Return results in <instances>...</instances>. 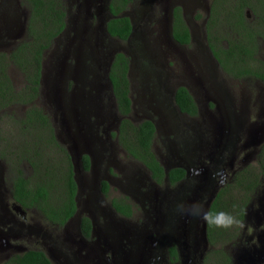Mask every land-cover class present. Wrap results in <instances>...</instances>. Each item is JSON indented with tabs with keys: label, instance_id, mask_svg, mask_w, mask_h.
<instances>
[{
	"label": "rangeland",
	"instance_id": "obj_1",
	"mask_svg": "<svg viewBox=\"0 0 264 264\" xmlns=\"http://www.w3.org/2000/svg\"><path fill=\"white\" fill-rule=\"evenodd\" d=\"M172 1L175 3L176 0H138L137 3L129 6L127 12L131 15L134 13L137 25V33L130 43L107 37L103 33L101 23L98 25L100 29H88L87 44L90 45L86 44L81 50L79 53L81 56H78L79 61L72 57L73 49L68 43L73 35L72 32L64 33L62 38H58L55 45L44 55L43 81L36 104L55 123V133L58 139L65 147L69 146L72 149L71 144L66 143L70 139L63 129L65 122L63 119L67 113L63 112L62 115L61 110L55 107L56 102L63 104L66 101L64 104L67 105V111L80 112L83 115L81 119L89 121V124H86L90 128L92 137L88 140V144L94 143L93 147L97 149L91 178L95 181L101 179V181L95 184L90 183L88 188L93 190V197L103 207L101 211L96 209L97 214L102 212L99 220L96 217L99 229L102 232L106 231L104 217L112 214L109 208V200L112 198L128 195L134 207V214L130 218L118 215L110 218L108 222L118 224L115 229V245L111 239H107L108 245H105L104 240H101L100 244L92 243L100 259L88 256L85 259L86 264H114L112 263V252L115 254V264L122 263L119 258L127 261V264H170L167 263L169 247L173 245L179 248H177L179 258L180 262L183 259V264H203V252L206 253L212 247L209 242L204 243L202 237L199 238L197 246H194L191 242L193 234L186 236L181 233L182 228L174 223V218L181 214L176 210L177 205L182 201L187 203L185 198H188L191 193L197 194L199 188L197 186L204 185L205 177L214 178V174L210 171L217 173L221 168H226L224 172L228 176L232 167L237 168L240 165L254 163L257 148L260 149L259 147L264 143V107H259L256 102L259 94L264 92V85L255 78L236 79L224 73L218 68L206 48L204 33L206 27L203 25L204 21L206 23V7L204 6L208 7L210 0L188 1L186 17L192 30L193 42L186 46H179L170 35L171 19L168 15V8ZM2 6L4 7L3 13L0 12V52H7L14 48L16 40H20L25 35L23 17L27 11L20 0H2L0 9ZM232 8L233 6L229 9L225 8V12L229 11L231 15ZM246 10V8L243 9V15ZM223 17V21L219 20L215 25L217 31L214 26L212 30L213 37H218L217 43L219 44L217 45L219 46H226L228 40L232 41L239 37L234 29L235 24L229 25L232 22L231 19L227 22L225 15ZM248 18H252L251 13ZM16 21H18V26L12 27L11 24ZM102 40L125 53L131 60L130 85L132 98L135 101L133 109V117L137 118L135 122L148 117L140 95V88L146 84L145 74H148L150 82L154 83L156 71L167 70L170 75V82L167 86L171 92L177 85L190 84L191 88L188 87V89L199 104L198 116L193 118L181 116L171 100L170 115L175 114L176 116L173 122L169 120V116L160 121L157 125L159 132L153 143L154 154L164 167L184 165L193 168V174L188 183L171 187L165 180L159 185L152 181L148 182V172L138 162L135 164V169L138 170L139 176L135 178L134 184L127 183L126 178L121 175V172L127 175L126 166H131L132 160L125 156L116 139L113 137L106 139L110 133H116L115 122L110 124L108 134L99 122V120H104L105 124L110 123L112 121L110 117L105 120L107 112L113 114V119L116 113L106 78L109 57L98 56L99 45L103 44ZM97 41L99 44H95ZM91 49L95 54L94 58L87 57ZM78 63L80 72L76 76L70 72L68 75L60 74L59 70L63 67L72 69ZM151 70L155 73L153 74ZM11 76L15 87L19 90L23 88L22 72L12 67ZM99 88L103 90L97 98L95 92ZM54 93L56 100H54ZM28 107L20 104L9 107L4 112L0 111V158L3 163L5 161L8 163L7 159L11 153L15 152L14 148L21 150L26 144V138L35 135L34 132L23 134L20 131V128H23L22 122L26 118ZM95 122H99L100 129L97 132ZM218 130L232 134L229 136L231 147L227 144L224 149H221L224 152V158H221L220 162H215L214 153L219 150L217 137L224 136ZM44 143L38 146L42 147ZM192 147L195 150L193 155L191 154ZM67 151L69 152L68 149ZM47 153L52 156V151ZM229 154L231 158L226 159ZM12 157L15 158L14 155ZM80 165L78 162L77 179L83 184V192V186L86 188L81 197L87 198L90 192L87 188L89 183H83L81 173L84 172H79ZM115 165H118L120 170L115 169ZM107 167L113 176L111 182L104 172ZM197 168H201L208 174H204L205 177L199 175L200 178H194ZM233 176L225 181L224 186L232 181ZM103 180L109 185L108 195L103 193ZM11 182L10 170L6 172L4 168L3 174H0V198L6 200L3 201L0 217L11 210L15 216L20 218L18 211L22 209L10 199ZM87 214L86 210H81V215ZM23 215H26L30 222L33 219L43 227H52L45 223V220L42 221L41 214L35 210L23 209ZM185 228H189L188 225H185ZM238 228H240L238 238L233 243L224 244L223 250L225 249L231 255L235 264H250L249 259L244 258L245 255L257 257L258 264H264V177L261 179L259 189L253 194L244 221L239 224ZM48 231L50 232L46 233L36 228H26L23 233H13L10 237L7 235V229L0 227V264L11 255L29 248L43 249L54 264H70L68 260L70 255L67 256L66 250L68 245L66 230L55 228V230L48 229ZM123 231L125 232L124 237L118 238L117 233ZM103 236H105L104 233ZM221 246L222 244H218L214 248Z\"/></svg>",
	"mask_w": 264,
	"mask_h": 264
},
{
	"label": "trees",
	"instance_id": "obj_2",
	"mask_svg": "<svg viewBox=\"0 0 264 264\" xmlns=\"http://www.w3.org/2000/svg\"><path fill=\"white\" fill-rule=\"evenodd\" d=\"M20 2L29 12L27 34L17 41L11 51L0 52V111L4 112L9 107L20 104L29 106L26 110V118L22 122L25 131L23 132V128H20V131L23 134L34 132L35 135L26 138V144L21 150L14 148L15 152L7 159L13 184L12 195L22 207L36 209L48 222L63 226L77 212L75 199L78 185L74 177L73 161L67 147L59 142L50 116L37 106L36 100L40 95L43 81L44 55L55 45L58 38L63 36L67 4L66 0H20ZM131 2L132 0H113L112 14L119 16L128 9ZM247 7L258 12L257 4L253 0L237 1L235 12L231 14L230 19H233L231 21H234L237 14L235 19L237 24L247 27L249 22H246L247 19L243 15V9ZM215 19L212 12L208 20V32ZM172 29L177 42L190 43L189 29L179 8L174 10ZM107 31L111 36L127 42L132 32L131 21L126 16H119L108 22ZM244 31L246 33L242 31L241 36L248 41L238 38L228 40V46H219L211 42L209 33L210 47L226 74L236 79L248 76H259L264 79V74H260L256 66L259 59L255 57L258 49L255 27L249 23V27ZM130 64L129 56L119 52L115 55L109 71V80L112 83V92L116 97L119 113L125 117L120 124L119 144L129 156L149 169L158 183H163L166 170L153 151L155 124L147 120L136 125L127 118L132 111V101L129 96ZM12 67L22 72L24 84L20 90L13 83ZM175 101L182 112L191 116L198 115V107L186 88L177 89ZM43 143L44 146H38ZM49 151H52V156L47 153ZM84 162L88 169L89 158L85 157ZM185 173L182 167L173 168L168 174V180L176 184L185 177ZM262 177H264V144L256 162L239 169L232 181L219 190L209 211L228 213L236 217L239 224L242 223L245 219L246 207L254 192L259 189ZM102 189L103 193L108 195L107 182L102 183ZM111 203L121 215L131 217L134 214L133 205L127 202L126 198H112ZM82 223L84 233L89 236L90 219L83 217ZM239 224L231 228H217L207 224V239L210 246L215 247L218 244L222 246L210 248L203 264H235L232 257L225 249L223 250V246L233 243L238 238ZM169 255L173 257V263L181 264L176 245L170 248ZM2 264L53 263L43 251L31 249L23 254H14Z\"/></svg>",
	"mask_w": 264,
	"mask_h": 264
},
{
	"label": "flooded vegetation",
	"instance_id": "obj_3",
	"mask_svg": "<svg viewBox=\"0 0 264 264\" xmlns=\"http://www.w3.org/2000/svg\"><path fill=\"white\" fill-rule=\"evenodd\" d=\"M112 1L113 0H66V4H67L66 5L67 15H66V18H65L66 19L65 20L66 27H65V30H64L62 35H64V33H66V32H68V33L72 32L73 33L71 39L68 40L69 41L68 43L71 44V48L72 49H73L74 46H76L74 44H78L80 42L79 39L74 37L73 29L79 28V27L80 28H87L88 27L89 29H92V28L98 29L99 28L98 25H100L101 23H102V27L104 26V28L107 29V23L109 21H111L112 19L118 18L119 16H126L131 21L132 32H131V35H130L128 41H127L128 43L131 42L132 38L137 33L136 32L137 31V25H136V20L134 19V13L131 15V14H129V12H127L128 10L126 9L119 16L113 15L112 12H111V3H112ZM188 1L189 0H176V1H174L175 3H173V1H172V2H170L169 8H168V15H169V17L171 19V25H170V28H169L170 35H171L172 39L179 46H186V45H189L191 42H193L192 30L189 27V22H188L187 17H186V5H188L187 4ZM231 1L232 0H210L208 7L204 6V8L206 7V9H205L206 10V18H205L206 19V23L204 21V24H203L204 27H206L205 32H204L205 33L206 48L208 50V53L212 57V59L215 61V63L218 66V68H220L221 70H222V68L220 67L219 61L217 60L216 57H214L215 56L214 52L212 51V49L210 47L209 33H210V37H211V42H214V44H219V43H217L218 37H216L217 40H214L216 38H214L213 35H212L213 26H214V29L217 31V27L215 25L217 24V22L219 20L223 21V18H224L223 16L224 15H225V21L230 20L231 15H229V11L225 12V8L229 9L231 6H233L232 14L235 12V9H234L235 2L232 1L233 2V4H232ZM253 1L257 4L258 12L256 13L253 10H251L250 7H247L246 8L247 10L245 12V17L247 19L246 22H249L252 26L255 27V30H256V44L258 45V49H257V54L256 55H258V53H260L258 55V57L255 56L257 59H259V62L257 63L256 66H257V71L260 74H264V55H263V53H264V51H263V49H264V0H253ZM137 2H138V0H132V2L129 4V6H132V4L137 3ZM143 5H144V3H143ZM0 6H1V4H0ZM3 7L4 6H2L1 9H0V12H2V13H3V10H2ZM5 7H6V5H5ZM176 8L180 9V13L182 15V18H183L186 26L189 29V34H190V43L189 44H181V43L177 42L175 40L174 36H173V29H172L173 13H174V10ZM26 11H27L26 14L24 13L25 16L23 17L24 18L23 25H24V28L26 30V32L24 30V34H25L24 37L27 34V20H28V17H29V12H28L27 8H26ZM212 12H213V15L215 16L216 19L210 25V30L208 32V20L211 17ZM250 13L252 14V18L251 19L248 18ZM227 14L229 16H227ZM237 16L238 15L236 14V17L234 18V21H232L229 25L235 24L236 27L234 29L238 32V35H239L238 39L244 40V41H248L247 38H244V37L241 36V32L242 31L245 32L244 29L249 27V23H248L247 27H243L241 25H238L237 24V20H235L237 18ZM231 20H233V19H231ZM11 26L12 27H17L18 26V21L12 23ZM108 34L109 33L106 30L105 35L107 37H109L111 39L122 41V40H120L118 38H115V37L111 36L110 34H109L110 35L109 36ZM97 35H98V33H97ZM60 37L62 38V36H60ZM82 42L85 45L88 43L87 41H82ZM15 43H17V40L15 41ZM102 43L103 44L99 45V50H98V54L99 55L98 56H100V57H105V56L109 57L108 58V63L112 64V62H113V60L115 58V55L117 53H119L120 51L118 49H116V48H113L112 45L106 44L103 40H102ZM95 44H99L98 41ZM226 46H228V43H227ZM83 49H84V47L82 48V50ZM92 50L93 49H91V51H89L90 53H88L89 55L87 54V57H90V56L92 58L95 57V54L92 53ZM72 53H73L72 57H75L73 50H72ZM130 71H131V64H130ZM130 71H129V75H130ZM146 71H148V70H146ZM152 72H153V74L155 73V71H152ZM155 77H156V79H155L154 83H151L149 78H148V74L147 75L145 74L144 79H145L146 84L143 85L140 88V95H141V97L143 99V102L145 104L144 105V111L148 113V117L147 118H143L139 122H135V120L137 119L136 117L135 118L133 117V113H134L133 109H134V106H135V101H133V98H132L131 85H130V94H129V96H130V99L132 101V104H131L132 111H131L130 115L127 116V118H129L131 121H133L134 124H136V125L141 124V123H143L144 121H147V120L153 122L155 124V127H156V135H157L158 132H159L157 125H159L160 121L163 118L167 117V116H169V120L172 121L173 118L176 116L175 114L174 115H170L171 112H172V109L170 108L171 100H172V105L174 106V108L178 111V113L181 116H183V117L185 116V118H193V117H196V116H191V115H189L186 112H182L179 109V107H177L176 101H175L177 89L179 87H184L190 92V90L188 89V87L191 88L190 84L186 83L184 85H177V86L174 87L173 91L171 92V89L167 86V83L170 82L169 81L170 75L168 74L167 70L166 71H163V70L156 71ZM244 78H255V79L258 80L259 83L264 85V79L260 78L259 76H248V77H244ZM97 88H98V86H97ZM102 90H103L102 88L96 89L95 95H97L96 96L97 98L99 97V94L101 93ZM110 93H111L110 97L113 100V104H114V108H115V112H116L115 113V119H113V114H109L107 112L105 120H108L107 118L110 117L112 119V121H110V123H107V124L104 123V120L103 121L99 120V122H100V125L104 126L105 133H107V134H108L109 129L111 127L110 124L112 122L114 124V122H115V124L117 126L116 127V133L113 132L112 134L110 133V135L106 134L107 135L106 139L109 140V138L113 137L119 143L120 124H121L122 119L125 118V117L122 116L119 113L117 100H116V97H114L113 92H112L111 89H110ZM190 94L192 95L191 92H190ZM193 99H194V101H195V103H196V105L198 107V114H199L198 101H197V99L194 96H193ZM256 102H257L259 107H262V108L264 107V92L259 94V97L256 98ZM67 114H69V111H67ZM95 116L97 117L96 114H95ZM70 118H71L70 121H72V123H75L76 121H82L83 123H85V131L86 132H85L84 139L87 140L86 144H88V140H90L91 137H92V134L90 132V128L86 124V123L89 124V121L82 120L80 117L77 116V113H72L70 115ZM67 119H68V117H67ZM50 121L52 123V126L55 128V123H53V121L51 119H50ZM99 122H95V124H96V126H95L96 132L100 129ZM55 131H56V128H55ZM92 132L94 133V129L93 128H92ZM154 141H155V139H154ZM66 143H69V144H71V146H73V144H72V142L70 140H67ZM93 144L91 146H89V147L88 146L87 147H83V149L80 148L83 153L81 154V160H80V164L81 165H80V168H79V172L80 171L84 172V173H81V172L80 173H81V178H82L83 183H85V182L89 183L87 188L89 187L90 183H94L95 184V183H99L101 181V179H98L99 181L97 182V181H95L94 179L91 178V175L93 174L92 169H93L94 163H95V153L97 151V149H95L93 147ZM262 146L259 147L260 149L257 148L258 152H257V155H256V160L258 158V155L260 153V150H261ZM153 147H154V144H153ZM68 148L70 149L69 146H68ZM71 150H73V149H71ZM122 150H123L125 156H127L128 158H130L132 160L133 164L131 166H126V168L128 169L127 175H125V172H121V175L126 178L127 183L134 184L135 178H137L139 176L138 170L135 169V164H136L137 161L135 159H133L131 156H129L128 153L126 152V150H124L123 148H122ZM182 151H184V150H182ZM101 153H103V151H101ZM194 153H195V150L192 147L191 148V154L193 155ZM226 154H228V153H226ZM85 157L89 158L88 169H86V165H85V162H84V158ZM1 159L2 158H0V174H3L4 168H6V172L8 170H10V169L8 167V163H6V161L3 163ZM245 166H247V165H240L237 168L236 167L235 168L232 167L230 175L227 176L226 181L228 179H231V177H232V175L234 173H236L239 169H242ZM142 167L148 172V180H149L148 182L152 181V182L156 183L157 185L161 184V183H158V181L153 178L152 172L149 169H147L143 165H142ZM115 169L120 170L118 165H115ZM171 169H173V168H171ZM170 170L168 171V173L166 172L165 181H168V184L171 187L174 186V185H178V184H184V183L186 184V183H188L190 178H191V176H192V174H193V171L191 172V168H189L188 166H185V171H186L185 177L182 180H180L179 182H177L176 184H172L168 180V174H169ZM221 170L224 172L226 170V168H221L219 171H221ZM104 172H106V174L110 178V182H111V178L113 176L110 173L109 167H107ZM103 182H104V180L102 181V183ZM225 183H223V184H218L217 183L216 191L213 192V195H217L219 190L222 187H224ZM80 184H81V188L79 190V194H78V190H77V196H76V199H75L76 200V205H77V212L63 226H60L59 224H52V223L48 222V220L45 218V216L43 214H41L39 211H37L36 209H29V208L22 207L15 200V198L11 194L12 193V191H11L10 199L12 201H14V203H17L19 205V207L22 209V210L18 211V212H20L19 213L20 218L18 216H15L12 213L11 210H8V211H10V213L7 211L2 217H0V227H2V229L3 228L7 229V231H8L7 235L10 236V237H11V235L13 233L14 234L15 233H23V231L26 228H36L38 231H42V232H46V233L50 232V231H48V229H54V230H55V228L56 229H64L67 232L66 241H67L68 245L66 246V250H67V256L70 255V257L68 259L70 261V264H86L85 263V259L88 256H90L92 258H95L97 260L100 259L98 257V255H97V252L94 249V246L92 245V243L100 244L101 240H104V243H106L105 245H108L107 239H111L112 242H113V245H115V234H116L115 233V229L117 228L118 224H115V223L113 224L112 222H108V221L110 220L111 217H115V215L122 216L124 218H130V217L124 216V215H121L120 213H118L117 210L115 209V207L111 203L112 199L109 200L110 201L109 208L112 211V214H109L106 217L103 216L104 219H105L104 223H106V227H105L106 231L103 230L104 232H102L99 229V222H98L102 212H98V214H97L96 213L97 212L96 209H98V211H101L103 209V207L101 206V204H98L97 200L93 197V192H92L93 190L92 189L88 188L90 190V192H88L89 196L87 198L81 197L82 194L85 193V189L86 188H85V186H83V190H84V192H83L82 191V185L83 184H82L81 181H80ZM12 187H13V184L11 182V188ZM115 198H126L127 202L130 203L128 195H124L123 197H115ZM5 200L6 199H1L0 198V211H1V207H2L3 201H5ZM248 208H249V205L246 207V211L248 210ZM23 209H26V210H29V211L30 210L37 211V213L41 214V220L42 221L45 220L44 222L49 224L52 227L51 228L43 227L39 222H37V221H35L33 219L31 220V222L28 221L26 215H23ZM133 209H134V207H133ZM81 210H86V212L88 214L87 215H81ZM83 217H86V218L90 219V222H91L89 236H87L84 233V230H83V223H82ZM96 217H98V220L96 219ZM103 233H104L105 236H103ZM124 235H125L124 231L121 232V233H117V237L121 238V239L124 237ZM21 236H23V235H21ZM28 241H30V240L28 239ZM32 242H34V241H32ZM171 247H173V246L169 247V253H170V248ZM176 248H178L177 245H176ZM212 248H214V247H212ZM31 249L32 248L23 249L22 251H20L18 253H15V254H23L24 252H27V251H29ZM33 249L34 250H41L47 255V252L44 251L43 249H40V248H33ZM208 251L209 250H207L206 253ZM203 253H204V255H202V256H203V260H204V257L206 255V253L205 252H203ZM112 254H113L112 263L115 264V254H114V252H112ZM13 255H11V256H13ZM178 255H179V252H178ZM47 257L54 264V262L51 260V258L48 255H47ZM172 258L173 257H171L169 255L167 263L178 264V263H173L172 262ZM119 260L122 261L121 264H127L128 263L127 261H125L123 259L119 258Z\"/></svg>",
	"mask_w": 264,
	"mask_h": 264
},
{
	"label": "water",
	"instance_id": "obj_4",
	"mask_svg": "<svg viewBox=\"0 0 264 264\" xmlns=\"http://www.w3.org/2000/svg\"><path fill=\"white\" fill-rule=\"evenodd\" d=\"M88 29L89 28H80V27L73 29L74 37H76L77 39L80 40V42L78 44H74L76 46L73 47V52H74V56H75L74 58L77 61H79L78 56H81V55H79V53L81 52L83 46L85 45V44H83L82 41H87L88 40V38H87V36L89 34ZM102 30H103V33H105L107 29L104 28V26H103ZM87 45H90V44H87ZM107 65H108V68H107V71H106V78H107L108 85H109L110 89L112 90V83L109 80V71H110L111 63H108ZM59 71L61 72L60 73L61 75H68V73L70 72V73L75 74V76H76V74H79V72H80V64L78 63L72 69L70 67H63ZM53 96H54V100H56L55 99V93L53 94ZM65 102L66 101H64V103ZM54 103H55V101H54ZM64 103L61 104L58 101V102H56L55 105H56V107L58 109L66 110V106L67 105L64 104ZM72 113H77V111H69V114H67L66 117L63 119V121H65L63 129H64V132H65V135L68 137V139H70V141L73 144V146H72L73 150H71V148H70L69 152H70V155H71L72 161H73L75 179H76V182H77V185H78V194H79V190L81 188V184H80L79 180L77 179V163L78 162L80 163L81 154L83 153L80 148L83 149V147L90 146L91 144H86L87 140L84 139L85 132H86L85 131V123H83L82 121H76L77 123L76 122L72 123V121H70V119H71L70 115ZM77 116L80 117V118L83 117V115L80 112L77 113ZM67 117H68V119H67ZM218 131L220 133L224 134V136L220 135V136L217 137V146L219 147V150H217L214 153V155H215L214 161L215 162H220L221 158H224L223 157L224 152L221 149H224L227 144H229V146L231 147V142L229 141V136H231L232 134L230 132L226 134L223 131H220V130H218ZM231 141L234 144V141L233 140H231ZM72 151H74V152H72ZM210 153H212V152H210ZM229 158H231L230 154L228 155V157H226V159H229ZM176 167H182V168L185 169L184 165L183 166L182 165H172V166H169V167H165V170L168 173V171L171 168H176ZM192 170H193V168H191V172H192ZM196 172H195L196 175L194 176V178H200L199 175L201 177H205L204 174L205 175L208 174L204 170H202L201 168H197ZM210 173L211 174H215L212 171H210ZM201 179H203V178H201ZM204 179H205L204 185H198L197 186V187H199L198 190H197L198 193L197 194L191 193V195L188 196V198H185V199L187 200L188 204H191L192 202H195V201L203 200L205 209L209 211V208H210L213 200L216 197V195H213V192L216 191L217 181H216L215 178L207 179L205 177ZM96 181L98 182L99 180H96ZM174 223H175L176 226L182 228L181 233L183 235L189 236L190 233L193 234V238L191 239V242L194 243V246H197L199 238H201V237H202L204 243H208V239H207V224L203 220L199 219L198 217L180 214V215H178V216H176L174 218ZM185 225H188L189 228H185ZM186 249H188V248H186ZM244 258H248L250 264H258V261H259L257 257L253 258V256H251V255H245ZM181 264H183V259L181 260Z\"/></svg>",
	"mask_w": 264,
	"mask_h": 264
},
{
	"label": "clouds",
	"instance_id": "obj_5",
	"mask_svg": "<svg viewBox=\"0 0 264 264\" xmlns=\"http://www.w3.org/2000/svg\"><path fill=\"white\" fill-rule=\"evenodd\" d=\"M85 46L86 45H84L83 47L85 48ZM59 110H61L62 115H63V112L67 113V110H64V109H59ZM61 144L63 143L61 142ZM67 149L69 150L68 147ZM214 178L217 180L218 184H223L225 183L227 179V174L221 170L214 174ZM176 210L177 212L181 214L198 217L199 219L203 220L209 226H214L217 228H231L234 225L239 224V221L236 219V217L228 213H224V212L212 213L211 211L206 210L203 200L195 201V202H192L191 204H188L182 201L177 205Z\"/></svg>",
	"mask_w": 264,
	"mask_h": 264
}]
</instances>
